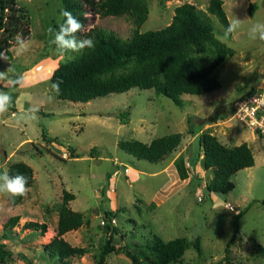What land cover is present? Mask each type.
<instances>
[{"label": "rangeland", "instance_id": "obj_1", "mask_svg": "<svg viewBox=\"0 0 264 264\" xmlns=\"http://www.w3.org/2000/svg\"><path fill=\"white\" fill-rule=\"evenodd\" d=\"M15 1L28 15L29 34L22 37L29 46L18 52L13 40L8 61L1 59L0 72L11 66L9 77L23 76V84L2 89L11 96V107L0 115V174L23 161L33 169V182L18 204L10 201V195H0V243L12 252L0 264H26L25 259L33 264H62L50 260L43 246L56 234L64 191L74 195L70 208L84 219L79 228L64 234L71 245L86 250L71 257V264H97L108 238L103 229L104 212L112 213L110 224L117 229V250L106 254L104 264H132L120 251L122 246L128 245L132 254L141 257L154 235L165 242L186 238L189 246L178 264H264V136L231 116L238 98L252 88L264 89V41L248 35L252 24L264 23V0H223L229 22L234 17L242 21L224 40L222 25L207 12L209 0H145L148 14L141 26L128 14L98 17L86 12L82 31L96 27L120 38L163 28L170 23L174 8L185 2L207 15L215 35L235 52L216 69L221 87L198 95L182 94V106L153 89L137 87L86 103L58 99L50 87L49 72L80 53L61 57L49 43V29L55 30L62 19L61 1ZM128 106L131 114L121 123L115 114ZM29 109L37 119L18 122ZM42 130L63 145L44 141ZM174 132L181 133L180 144L157 162L137 159L117 146L122 139L149 143ZM202 132L211 133L227 147L244 142L254 156L253 166L231 177L235 188L226 194L207 195L205 191L214 170L202 165L197 141ZM92 147L95 150L90 153ZM240 211L239 232L229 245L228 261H224L234 215ZM12 216H18L17 223L6 226ZM28 221L45 223L46 231L25 227ZM197 236L199 252L192 246Z\"/></svg>", "mask_w": 264, "mask_h": 264}, {"label": "trees", "instance_id": "obj_2", "mask_svg": "<svg viewBox=\"0 0 264 264\" xmlns=\"http://www.w3.org/2000/svg\"><path fill=\"white\" fill-rule=\"evenodd\" d=\"M60 1L61 13L70 12L83 26L87 22L86 12L98 17L128 14L133 17L137 26L143 24L148 14L145 0ZM223 3V0H209L207 12L217 18L225 31L230 22ZM65 19L62 16L59 24L54 26L55 31L59 30ZM17 34L28 37V15L15 0H0V52L11 55L9 48ZM81 37L92 39L94 47L85 48L77 56L60 62L49 72L51 83L62 81L56 97L74 103H86L137 87L153 89L156 94L164 95L177 106H182V94L198 95L221 87L216 69L226 57L235 52L215 35L211 19L188 2L176 6L170 23L160 29L135 31L127 38H120L112 32L92 27L76 33L78 40ZM130 114L131 107L128 106L115 115L121 123H126ZM190 132L194 134L195 130ZM41 136L48 143L60 147L63 145L57 137L48 136L44 130ZM181 137V133L174 132L155 137L149 143L137 139H122L117 142V146L137 159L157 162L180 144ZM197 141L202 148L204 169L214 170V178L205 186L207 195L213 192H230L235 188L231 177L237 171L254 164L252 151L244 142L227 147L209 132L198 134ZM94 150L95 147H92L90 153ZM69 153L72 157L75 156L72 147H69ZM178 162L181 163L182 159ZM6 171L10 177L17 174L26 176L27 188L33 182V169L23 161L11 164ZM109 177L110 173L106 178ZM24 196H10V201L18 204ZM73 197L71 192H63L62 202L58 207L56 234L43 246V251L50 260L62 264H71V257L81 256L86 252L84 247L73 246L64 238L66 232L79 228L84 222L81 213L70 208L69 202ZM242 214L243 211H240L234 215L232 236L225 246L224 261H228L229 245L239 232V218ZM111 216V212H104L106 221L103 229L108 232V238L100 248L97 264H104L106 254L117 250L114 243L117 229L110 224ZM17 221L18 216H12L6 226H14ZM24 226L46 231L45 223L28 221ZM188 246L189 242L184 237L165 242L154 235L151 243L145 247L147 252H140L141 257L132 254L128 245L122 246L120 251L132 259V264H178ZM192 246L197 252L200 251L198 236ZM11 256L12 252L0 243V261L5 262ZM25 262L33 264L30 260L25 259Z\"/></svg>", "mask_w": 264, "mask_h": 264}, {"label": "clouds", "instance_id": "obj_3", "mask_svg": "<svg viewBox=\"0 0 264 264\" xmlns=\"http://www.w3.org/2000/svg\"><path fill=\"white\" fill-rule=\"evenodd\" d=\"M62 16L66 19L64 23L60 24L59 30L55 31L54 29H49V35L52 37L49 40V43L55 46L61 57H64L68 52L79 53L85 48H93L94 41L92 39L78 40L76 38V33L82 31L84 27L81 22L68 11H63ZM241 24L242 21L234 17L230 21L227 29L225 30V34L221 37V39H227L229 34L237 31L241 27ZM248 35L252 40L259 39L260 41H264V23L257 22L252 24L248 30ZM15 40L18 45V52L27 51L29 46L28 41L24 39L21 34H17ZM67 58L72 59L70 56ZM0 59L8 61L6 52H0ZM11 71L12 68L10 66L5 72H0V85H2V87H0V115L7 113L11 107V96L2 90L3 87H14L17 85L22 86L23 84V76H18L15 79L9 77L8 73ZM61 83L62 81L54 82L50 85V87L55 93L59 94ZM35 119H37L36 115L31 109H29L27 113L18 117V122H27ZM27 184L28 179L26 176L17 174L10 177L7 171H5L3 174H0V195H10L12 197L24 196L29 191Z\"/></svg>", "mask_w": 264, "mask_h": 264}, {"label": "built area", "instance_id": "obj_4", "mask_svg": "<svg viewBox=\"0 0 264 264\" xmlns=\"http://www.w3.org/2000/svg\"><path fill=\"white\" fill-rule=\"evenodd\" d=\"M232 118L264 136V89L249 90L234 102Z\"/></svg>", "mask_w": 264, "mask_h": 264}]
</instances>
